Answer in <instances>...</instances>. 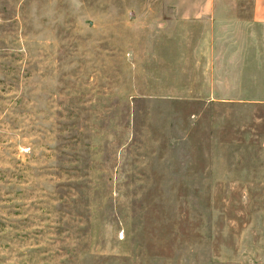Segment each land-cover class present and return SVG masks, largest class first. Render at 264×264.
I'll list each match as a JSON object with an SVG mask.
<instances>
[{
	"label": "rangeland",
	"instance_id": "1",
	"mask_svg": "<svg viewBox=\"0 0 264 264\" xmlns=\"http://www.w3.org/2000/svg\"><path fill=\"white\" fill-rule=\"evenodd\" d=\"M252 1L0 0V264H264V101L198 82Z\"/></svg>",
	"mask_w": 264,
	"mask_h": 264
},
{
	"label": "crops",
	"instance_id": "2",
	"mask_svg": "<svg viewBox=\"0 0 264 264\" xmlns=\"http://www.w3.org/2000/svg\"><path fill=\"white\" fill-rule=\"evenodd\" d=\"M166 10V9H165ZM164 12V10H163ZM180 16L179 19L181 21L187 22H195L197 27L214 29L216 27L219 29L221 18L216 13V8L210 4H197V5H186L185 7L180 8ZM234 22H236L234 20ZM241 24H247L250 29L254 30V39H255V47L254 51L261 57L264 56V0H253L250 16L247 21L239 20ZM234 24V23H233ZM235 25V24H234ZM238 29V28H237ZM212 31L209 34L211 36ZM231 32H235L238 34V43L242 44V48H239L238 51L240 55L235 56L233 54L231 59L238 58L241 60V67L244 65L242 61L244 59L249 58L251 53L252 46L246 44L247 36H250V30L248 31V35H243V30L241 28L238 31L232 29ZM208 34V30H207ZM236 44V43H235ZM252 49V50H251ZM235 52V50H234ZM210 55V54H209ZM212 61L219 60V56H212L208 58ZM258 58V56H257ZM259 59V58H258ZM214 60V61H215ZM260 62V60H259ZM246 65V64H245ZM198 72L199 75V84L205 86L203 88L204 91L210 93L211 97H214V93L220 94L215 95L214 98H230L237 100H251V101H264V79L256 76V79H250L249 73L244 70V68L237 69L233 68L230 70L233 75L222 74L220 67L212 66V62L209 66L206 64ZM222 86H227V91H225L224 95H221Z\"/></svg>",
	"mask_w": 264,
	"mask_h": 264
}]
</instances>
